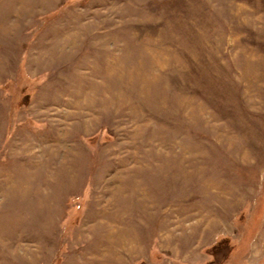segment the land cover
Returning <instances> with one entry per match:
<instances>
[{"label": "rangeland", "instance_id": "374dc122", "mask_svg": "<svg viewBox=\"0 0 264 264\" xmlns=\"http://www.w3.org/2000/svg\"><path fill=\"white\" fill-rule=\"evenodd\" d=\"M211 263L264 264V0H0V264Z\"/></svg>", "mask_w": 264, "mask_h": 264}, {"label": "trees", "instance_id": "16d2710c", "mask_svg": "<svg viewBox=\"0 0 264 264\" xmlns=\"http://www.w3.org/2000/svg\"><path fill=\"white\" fill-rule=\"evenodd\" d=\"M227 250H228V248H227ZM211 264H215V263H211Z\"/></svg>", "mask_w": 264, "mask_h": 264}]
</instances>
